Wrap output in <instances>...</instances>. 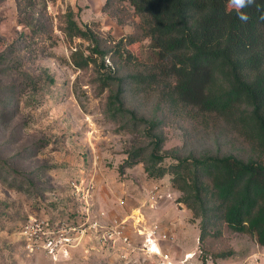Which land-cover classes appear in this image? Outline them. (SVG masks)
<instances>
[{
  "label": "rangeland",
  "instance_id": "374dc122",
  "mask_svg": "<svg viewBox=\"0 0 264 264\" xmlns=\"http://www.w3.org/2000/svg\"><path fill=\"white\" fill-rule=\"evenodd\" d=\"M103 2L0 0V264H160L146 251L151 237L163 254L159 243L167 245L169 264H264V247L224 224L200 237L199 218L179 202L172 177H149L141 158L128 157L141 149L146 158L152 138L146 125L106 113L103 72L124 78V108L157 122L151 133L162 139L160 166L190 156H260L223 122L193 121L168 110L156 93L133 90L127 75L152 62L154 49L144 39L126 47L129 60L119 57L115 44L138 18L115 4L109 10H121L120 23L105 27L112 16L97 11ZM67 14L92 32L103 57L91 52L90 40L65 36ZM153 192L163 200L156 207L145 199ZM33 220L54 230L48 236L68 239L54 258L27 247L22 231ZM152 222L156 233L148 236ZM118 225L121 239L103 241Z\"/></svg>",
  "mask_w": 264,
  "mask_h": 264
},
{
  "label": "trees",
  "instance_id": "16d2710c",
  "mask_svg": "<svg viewBox=\"0 0 264 264\" xmlns=\"http://www.w3.org/2000/svg\"><path fill=\"white\" fill-rule=\"evenodd\" d=\"M115 4L127 5L138 22L118 39L114 52L129 60L126 47L144 39L155 52L152 62L127 75V84L136 92L156 93L168 110L193 121L223 122L246 136L260 156L245 161L231 155L190 156L160 166L162 139L151 133L157 122L124 108V78L103 72L102 90L109 89L106 113L123 124L146 125L152 138L146 158L141 149L128 157L141 158L149 177H172L179 202L199 218L200 237L224 224L264 247V0L239 10L229 7L230 0H105L101 12L108 11L119 25L121 10H109ZM66 23V37L90 40L91 52L103 57L90 30L81 29L70 14Z\"/></svg>",
  "mask_w": 264,
  "mask_h": 264
},
{
  "label": "built area",
  "instance_id": "2783aa9c",
  "mask_svg": "<svg viewBox=\"0 0 264 264\" xmlns=\"http://www.w3.org/2000/svg\"><path fill=\"white\" fill-rule=\"evenodd\" d=\"M160 198L159 195H157L156 192H153V194L150 196V200L155 202ZM48 224L43 221L33 220L30 222L26 227L23 229V234L26 235L27 240V247L35 248V249H41L45 251L47 254L51 255L53 258L59 251V247L61 242H65L68 240L67 238H63L60 236H48L52 235L54 233V230L46 229V226ZM122 226H113L111 227L107 232H104L103 236L101 237L103 241H106V239L111 240L117 236V238L121 239L122 234ZM157 226L154 225V223L151 225L150 232L148 236H153L156 233ZM158 236H160L158 234ZM165 235H162V239H165ZM124 242L127 241L126 238L122 239ZM61 241V242H60ZM148 247H146V251L148 253H157L159 255V261L160 264H169L168 263V255L163 254L162 252L158 251L157 242L155 239L153 240L152 237L147 240ZM114 242V239H113Z\"/></svg>",
  "mask_w": 264,
  "mask_h": 264
},
{
  "label": "crops",
  "instance_id": "0c3cea01",
  "mask_svg": "<svg viewBox=\"0 0 264 264\" xmlns=\"http://www.w3.org/2000/svg\"><path fill=\"white\" fill-rule=\"evenodd\" d=\"M105 1V0H104ZM104 3V2H103ZM101 5V4H100ZM98 12H100L101 13V10H97ZM117 26V23H116V21H115V19H113V18H110V21H109V23L107 24V26H105V27H114V26ZM127 32V31H126ZM149 189V188H151V186H147V185H143V190H145V189ZM158 188H159V190H160V187L158 186ZM146 202L149 204V206L150 207H152L153 205L156 207L157 205H159L162 201H161V199L160 200H156L155 202H153V201H151L150 200V196H147L146 198ZM153 206V207H154ZM139 216H143V215H141V214H139ZM143 219L145 220V218L143 217ZM154 222H152L150 225H146L145 226V229L146 230H148V228L150 229L151 228V225L153 224ZM81 246H83V245H81ZM73 247V246H72ZM74 249V248H73ZM73 249H71L70 250V253L72 254V250ZM159 250H161V251H165L164 253H166V252H168V253H166L167 255L170 253V250L167 248V245L165 244V243H159ZM178 252V251H177ZM171 254V253H170Z\"/></svg>",
  "mask_w": 264,
  "mask_h": 264
},
{
  "label": "clouds",
  "instance_id": "9594fccd",
  "mask_svg": "<svg viewBox=\"0 0 264 264\" xmlns=\"http://www.w3.org/2000/svg\"><path fill=\"white\" fill-rule=\"evenodd\" d=\"M253 2V0H239V2H237V0H230V3L233 7H235L236 9H241L243 7L248 6L249 4H251ZM238 15L240 17L241 20H247V15L244 14L243 12H238Z\"/></svg>",
  "mask_w": 264,
  "mask_h": 264
},
{
  "label": "snow or ice",
  "instance_id": "6c2138e0",
  "mask_svg": "<svg viewBox=\"0 0 264 264\" xmlns=\"http://www.w3.org/2000/svg\"><path fill=\"white\" fill-rule=\"evenodd\" d=\"M237 2H239V0H237Z\"/></svg>",
  "mask_w": 264,
  "mask_h": 264
}]
</instances>
